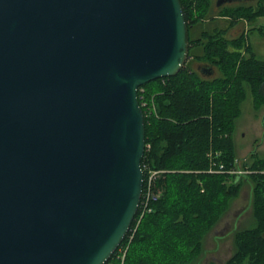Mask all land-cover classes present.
<instances>
[{
  "label": "water",
  "instance_id": "1",
  "mask_svg": "<svg viewBox=\"0 0 264 264\" xmlns=\"http://www.w3.org/2000/svg\"><path fill=\"white\" fill-rule=\"evenodd\" d=\"M188 48L180 0H0V264L111 257L143 188L138 87Z\"/></svg>",
  "mask_w": 264,
  "mask_h": 264
},
{
  "label": "trees",
  "instance_id": "2",
  "mask_svg": "<svg viewBox=\"0 0 264 264\" xmlns=\"http://www.w3.org/2000/svg\"><path fill=\"white\" fill-rule=\"evenodd\" d=\"M188 26V54L181 69L138 87L144 115V165L159 170L151 187L159 192L141 218L137 212L122 243L104 264H190L202 253V241L217 224L244 183L250 185L253 224L234 233V250L224 264H264V152H250L239 164L233 133L242 102L264 104V59L258 58L243 31L225 36L236 20L250 22L263 6L238 4L217 15L228 27H202L212 19L214 0H180ZM199 24L196 36L192 28ZM193 61L213 65L207 77ZM145 102L146 104H143ZM220 163L224 169H220ZM231 169H246L238 173ZM141 210V205L137 211ZM126 247L121 260L119 248Z\"/></svg>",
  "mask_w": 264,
  "mask_h": 264
},
{
  "label": "rangeland",
  "instance_id": "3",
  "mask_svg": "<svg viewBox=\"0 0 264 264\" xmlns=\"http://www.w3.org/2000/svg\"><path fill=\"white\" fill-rule=\"evenodd\" d=\"M252 5L263 6L264 9V0H254ZM216 13L214 10L212 14ZM215 25L221 28L230 26L226 19H218L217 23L216 20L211 19L203 22L202 27L213 28ZM199 30L200 27L195 28L192 32L193 36H196ZM240 30L247 35L256 56L264 59V12L251 22L237 20L236 24L228 27L226 34L232 37ZM253 105V96L249 92L242 102L241 114L235 121L236 126L232 137L239 164L252 151L258 154L264 152V104L258 109H255ZM250 203V185L244 183L240 194L231 201L229 208L217 224L203 238V250L200 256L190 264H224L234 250L235 231L253 224Z\"/></svg>",
  "mask_w": 264,
  "mask_h": 264
},
{
  "label": "flooded vegetation",
  "instance_id": "4",
  "mask_svg": "<svg viewBox=\"0 0 264 264\" xmlns=\"http://www.w3.org/2000/svg\"><path fill=\"white\" fill-rule=\"evenodd\" d=\"M217 1L218 0H214V5H213V7H212V9L213 10H215L216 12L219 10V9H222V8H224V7H231V6H236V5H238V4H242V5H251V6H253L252 5V2L254 1V0H223V2L220 4V5H218L217 4ZM253 7H256V6H253ZM218 19H226L227 20V22H228V24H229V19H230V17H228V16H225V15H217V14H215V15H213L212 16V20H216V23H217V21H218ZM240 19H242V20H246L245 18H240ZM208 20H211V19H209V18H207L206 20H204V22H206V21H208ZM239 20V19H238ZM237 23V20H236V22L234 23V24H236ZM203 24V23H202ZM206 24V23H205ZM233 24V25H234ZM232 25V26H233ZM215 26H218V25H215ZM215 26H213V27H215ZM200 26H199V24H196V26H195V28H199ZM195 28H192L191 30L193 31ZM200 29H201V27H200ZM211 29V28H210ZM241 33V30H240V32H238L237 33V35L238 34H240ZM237 35H235V36H237ZM225 36H227V34H226V32H225ZM235 36H232V37H230V36H227V37H229V38H233V37H235ZM255 53V52H254ZM256 55V54H255ZM258 57V56H257ZM259 58V57H258ZM192 67L193 68H195V69H197L202 75H204V76H207V77H212V76H216L217 75V73H218V70H217V68L215 67V66H213V65H208L207 63H203V62H199V61H193V63H192Z\"/></svg>",
  "mask_w": 264,
  "mask_h": 264
},
{
  "label": "built area",
  "instance_id": "5",
  "mask_svg": "<svg viewBox=\"0 0 264 264\" xmlns=\"http://www.w3.org/2000/svg\"><path fill=\"white\" fill-rule=\"evenodd\" d=\"M143 104H146V103L143 102ZM144 168H145L148 184L143 185V188H142L141 198H140V202H139V205H141V210L137 211L139 213V215H138L139 219L141 218L142 214L145 211L151 210L149 203L157 200V198L159 197V192L156 191L153 187H151V184H152L154 178L157 176L159 170L148 168V167H146V165H144ZM219 168L220 169H210V171H221V169H224V166L222 163H220ZM229 171H236L238 173L247 172L246 169H231ZM138 208H139V206H138ZM125 251H126V247L119 248L118 253L121 257V260L123 259L124 255H125Z\"/></svg>",
  "mask_w": 264,
  "mask_h": 264
}]
</instances>
